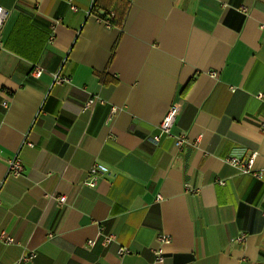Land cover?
Wrapping results in <instances>:
<instances>
[{
	"label": "crops",
	"instance_id": "1",
	"mask_svg": "<svg viewBox=\"0 0 264 264\" xmlns=\"http://www.w3.org/2000/svg\"><path fill=\"white\" fill-rule=\"evenodd\" d=\"M93 2L0 0V264H264V0Z\"/></svg>",
	"mask_w": 264,
	"mask_h": 264
},
{
	"label": "built area",
	"instance_id": "2",
	"mask_svg": "<svg viewBox=\"0 0 264 264\" xmlns=\"http://www.w3.org/2000/svg\"><path fill=\"white\" fill-rule=\"evenodd\" d=\"M70 7L72 9H74L75 7L71 4ZM242 11H245L246 8L242 7L241 8ZM90 12H91V8H90ZM6 14L5 10H3V8L0 6V27L3 23L4 20V15ZM97 16V15H96ZM98 19H100L101 21H103L107 26H111V21L110 19L113 17V13H110L109 16L105 17V18H101L99 16H97ZM52 38V36H50V39ZM2 46V40L0 38V48ZM43 71V68L39 65L34 64L30 70V74L34 77H39L41 75ZM53 83L54 84H58V85H65L67 83H69V79L67 76H63L60 74V69H58L57 71H55L53 74ZM95 102L94 98H89L86 102V106H89L91 104H93ZM2 105L4 107L7 106V100H3L2 101ZM115 109L112 108V112H114ZM177 116V108L174 105H171L169 107V109L167 110L166 114L163 116L161 122L159 123L157 129H158V133L155 134L153 136V140L154 141H158L160 140L162 137H169L171 136V128L172 125L175 121V118ZM264 128V124L262 126ZM185 139L184 137H179L176 140V146L178 148H180L182 146V144L184 143ZM28 145H32L30 143H28ZM226 161L231 164L232 166L238 167L241 172L243 173H252L253 168H252V162H253V156H251L250 158H248L247 160H241L239 157L236 156H230L229 158L226 159ZM22 169H23V165L21 162L20 157L15 154L14 156H12L11 158H9L7 160V174L8 175H12V176H17L20 175L22 173ZM107 171V168L99 163H93L88 171V178L85 181V184L88 186H95L97 179L100 177V175H102L103 173H105ZM220 184H223L224 181L223 180H219L218 181ZM159 198V196H158ZM58 202L59 203H63L66 200V195L65 194H61L58 196ZM262 215L264 217V210H262ZM101 235V233H100ZM245 238V234L241 233L235 237L232 238L233 242L239 243L241 244L244 241ZM0 240L3 241L4 243H10L13 242L14 239L7 235L4 231L0 232ZM115 240V236L113 234H108V235H102V239H101V243L103 245H107L110 244L111 242H114ZM156 240L159 243V246L157 248H155L154 254L156 256V259L158 261H161L163 258V251H162V247L166 244H168L170 242V235L166 234V233H159L156 236ZM95 240H88L87 244L89 246L94 245ZM117 253L118 255H124L126 253H128V249L125 246H119L117 249ZM34 256L33 252H30L28 254H23L21 256V259L24 261L29 260L30 258H32Z\"/></svg>",
	"mask_w": 264,
	"mask_h": 264
},
{
	"label": "trees",
	"instance_id": "3",
	"mask_svg": "<svg viewBox=\"0 0 264 264\" xmlns=\"http://www.w3.org/2000/svg\"><path fill=\"white\" fill-rule=\"evenodd\" d=\"M96 2H97V0H94L92 7H91V12L93 14H96L97 16H99L101 18H105V17L109 16L110 13H112V12L107 11L106 9H104L103 11H100L99 6ZM110 21H111L112 25L120 24L119 18L116 16V14H113V17L110 19Z\"/></svg>",
	"mask_w": 264,
	"mask_h": 264
}]
</instances>
